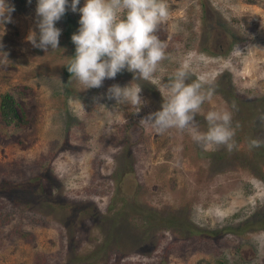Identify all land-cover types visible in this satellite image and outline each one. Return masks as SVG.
I'll return each mask as SVG.
<instances>
[{
  "label": "rangeland",
  "instance_id": "374dc122",
  "mask_svg": "<svg viewBox=\"0 0 264 264\" xmlns=\"http://www.w3.org/2000/svg\"><path fill=\"white\" fill-rule=\"evenodd\" d=\"M6 2L15 11L0 25V95L28 124L0 121V184H11L0 191V264H264V0H167L157 33L170 54L158 75L188 60L187 82L203 76L213 90L200 129L207 111L232 112L231 152L141 124L162 104L149 81L135 82L139 105L108 99L133 81L127 70L91 89L65 75L79 12L56 22L59 49L45 53L26 39L38 34L37 0ZM212 23L229 37L224 54L203 49Z\"/></svg>",
  "mask_w": 264,
  "mask_h": 264
},
{
  "label": "clouds",
  "instance_id": "9594fccd",
  "mask_svg": "<svg viewBox=\"0 0 264 264\" xmlns=\"http://www.w3.org/2000/svg\"><path fill=\"white\" fill-rule=\"evenodd\" d=\"M32 0H28L31 4ZM37 0L35 26L38 34L30 30L27 42L33 48L48 53L59 49L60 21L70 7L79 12V28L72 34L75 54L67 58V71L85 89L100 88L105 79H115L124 70L133 74V81L121 87L113 84L106 96L116 104L142 103V87L139 80L158 85L162 96L160 110L148 114L140 122L164 133L175 128L187 131L191 139L204 150L225 146L231 152L236 147L232 112L227 109L209 110L205 115L206 130L202 131L195 117L202 105L211 100L212 89H205L201 76L191 83L190 62L183 61L163 80L158 73L166 71L162 62L170 58L167 44L159 37V25L171 15L167 0ZM14 5L0 0V25L12 23ZM3 45L0 44V49ZM8 60V53L0 51ZM73 101L70 99L69 103ZM235 105H233V108ZM239 127V124L236 125ZM252 147H260L261 141H250Z\"/></svg>",
  "mask_w": 264,
  "mask_h": 264
},
{
  "label": "trees",
  "instance_id": "16d2710c",
  "mask_svg": "<svg viewBox=\"0 0 264 264\" xmlns=\"http://www.w3.org/2000/svg\"><path fill=\"white\" fill-rule=\"evenodd\" d=\"M65 34L69 36V31L66 30ZM66 66L67 64L62 67V72L65 75H70ZM0 121L3 125L12 127H20L28 124L26 115L22 111H19L13 95L8 91L0 95ZM10 185L8 183L0 184V191H10Z\"/></svg>",
  "mask_w": 264,
  "mask_h": 264
},
{
  "label": "flooded vegetation",
  "instance_id": "af4514ba",
  "mask_svg": "<svg viewBox=\"0 0 264 264\" xmlns=\"http://www.w3.org/2000/svg\"><path fill=\"white\" fill-rule=\"evenodd\" d=\"M213 23L208 24V31H210V33L209 37L203 42V49L208 53L224 54L230 46L229 37L226 35V33H222L219 28L214 29Z\"/></svg>",
  "mask_w": 264,
  "mask_h": 264
}]
</instances>
